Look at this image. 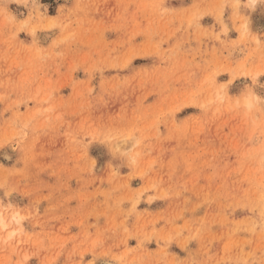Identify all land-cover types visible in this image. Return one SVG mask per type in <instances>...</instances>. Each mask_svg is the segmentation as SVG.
<instances>
[{
	"label": "rangeland",
	"instance_id": "rangeland-1",
	"mask_svg": "<svg viewBox=\"0 0 264 264\" xmlns=\"http://www.w3.org/2000/svg\"><path fill=\"white\" fill-rule=\"evenodd\" d=\"M2 217L0 264H264V0H0Z\"/></svg>",
	"mask_w": 264,
	"mask_h": 264
},
{
	"label": "bare ground",
	"instance_id": "bare-ground-1",
	"mask_svg": "<svg viewBox=\"0 0 264 264\" xmlns=\"http://www.w3.org/2000/svg\"><path fill=\"white\" fill-rule=\"evenodd\" d=\"M254 2L255 0H250V2ZM251 4H253V3H251ZM12 218H15V216H11ZM5 225H8V223H7V221H5L4 220V218L2 217L1 219H0V226H2V228L5 226ZM11 233H9V235H10Z\"/></svg>",
	"mask_w": 264,
	"mask_h": 264
}]
</instances>
